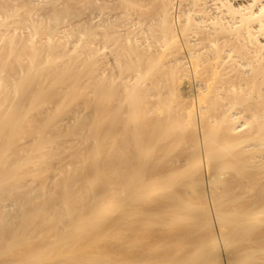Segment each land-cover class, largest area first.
<instances>
[{
    "label": "bare ground",
    "instance_id": "1",
    "mask_svg": "<svg viewBox=\"0 0 264 264\" xmlns=\"http://www.w3.org/2000/svg\"><path fill=\"white\" fill-rule=\"evenodd\" d=\"M0 264H264V0H0Z\"/></svg>",
    "mask_w": 264,
    "mask_h": 264
}]
</instances>
